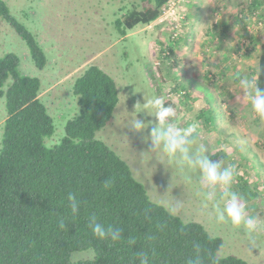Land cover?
I'll return each instance as SVG.
<instances>
[{
	"label": "trees",
	"instance_id": "16d2710c",
	"mask_svg": "<svg viewBox=\"0 0 264 264\" xmlns=\"http://www.w3.org/2000/svg\"><path fill=\"white\" fill-rule=\"evenodd\" d=\"M102 1L92 0V7L96 18L105 22L99 12ZM126 1L120 11L122 15L111 25L120 39L128 38V32L139 25L149 26L158 21L174 0ZM45 3L46 0H37L36 4H30L31 14L43 20L45 14L39 12L47 10ZM262 5L264 0H254L251 9L256 12ZM9 6L0 0V25L6 23L22 37L39 77L21 75L16 54L0 58V100L5 98L6 106L0 141V264H140L138 253L146 254L149 264H187L194 255L195 244L200 245L203 264H212L213 259L218 264H247L235 256L219 257L221 237L211 236L198 222H183L152 201L127 162L96 138L111 122L120 104L119 82L102 65H87L69 85V95L72 87L75 96V113L67 120L60 143L46 145V140L55 135V121L58 122L41 96L48 52L17 20L22 12L15 17ZM90 31V35L94 34ZM182 32L179 28L172 30L166 47L158 53L161 81L153 78L152 82H156L155 87H162V93L156 94L166 106L176 109L171 99L183 90V104L200 106L195 117L190 118L197 125L196 132L221 134L226 137L225 143L230 144L232 129L223 122L219 124L221 132L216 126L217 113L221 121L223 112L214 93L196 85L192 88V82L184 76L187 81L180 84L173 80L174 74L183 70L177 59ZM100 36V47L95 48L97 45L89 40L91 43L82 53L85 60L104 52L107 48L101 46L105 43H112L105 28ZM219 36L223 38L221 33ZM38 37L40 40V34ZM214 64L217 69L206 72L205 78L213 81L219 77L223 81L227 75L219 69L222 63L215 59ZM255 74L257 86L264 89V45ZM9 80L12 82L8 83ZM239 81L240 78L235 82ZM219 89L223 90L222 95L226 94L224 87ZM62 106L59 103L60 110ZM195 137L198 139L199 135ZM109 181L111 185L106 188L104 185ZM70 196L78 201L75 218ZM91 217L106 228L120 230L122 239L119 242L97 239L89 228ZM78 253H86V257L75 259Z\"/></svg>",
	"mask_w": 264,
	"mask_h": 264
},
{
	"label": "rangeland",
	"instance_id": "374dc122",
	"mask_svg": "<svg viewBox=\"0 0 264 264\" xmlns=\"http://www.w3.org/2000/svg\"><path fill=\"white\" fill-rule=\"evenodd\" d=\"M5 1L15 17L22 12L17 20L42 46L44 44L43 48L48 52L49 64L43 75L45 82L42 80L44 90L41 96L58 122L55 121V135L46 140V145L60 143L65 135V124L75 113V96L72 87L69 95V85L87 65H102L119 82L120 104L111 122L97 133L96 138L119 153L135 179L144 185L152 201L183 222H198L211 236L221 237L223 245L219 257L235 256L247 264H264V121L252 112L240 86L242 79H256L255 70L258 69L264 45V5L254 12L251 9L254 0H174L158 21L149 26L139 25L128 32V38L120 39L111 25L122 15L120 11L126 0L102 1L99 12L105 22H100L96 18L98 15L93 14L92 0H46L47 10L39 12L45 14L44 21L31 14V5L37 0ZM8 27L6 23L0 25V58L9 53L16 54L21 75L39 77L22 37ZM104 28L113 47L105 43L101 46L107 48L104 52L85 60L82 54L84 48L91 42L97 45L95 48L100 47V32ZM176 28L183 31L177 55L183 70L174 74L173 80L179 84L188 80L192 82V88L196 85L214 93L223 112L221 121L217 113V129L221 132L219 124L223 122L234 134L229 138L230 144H226V137L221 134L212 135L211 131L193 133L189 138L192 140L190 155L195 158L203 149L202 155L218 162L222 168L235 167L231 189L239 195L247 216L256 219L260 228L254 247L242 228L216 221L212 206L203 199L210 189L202 181L198 167L188 168L185 165L182 173L178 165L168 162L162 150L152 149L151 130L158 121L142 105L147 99L158 97L156 93H162V87H155L156 82L152 80L158 78L161 81L157 69L158 53L166 47L172 30ZM90 30L94 34L90 35ZM215 59L222 63L219 69L227 75L223 81L219 77L213 78L214 82L212 78L210 81L205 78L206 72L217 69ZM239 78L240 81L235 82ZM170 86L171 83L167 88ZM220 87H224L225 95H222ZM183 93L181 90L172 97L171 101L176 106L175 116L166 123L182 130L192 126L196 128V123L190 118L195 117L200 106L196 103L192 106L183 104ZM59 103L63 104L61 110ZM5 116L4 98L0 100L1 142ZM136 119L147 125L141 133L132 127ZM196 135H199L198 139ZM217 202H220L219 190ZM85 254L78 253L75 259L86 257Z\"/></svg>",
	"mask_w": 264,
	"mask_h": 264
},
{
	"label": "clouds",
	"instance_id": "9594fccd",
	"mask_svg": "<svg viewBox=\"0 0 264 264\" xmlns=\"http://www.w3.org/2000/svg\"><path fill=\"white\" fill-rule=\"evenodd\" d=\"M240 86L244 90L245 97L249 100L252 112L261 120L264 121V89L257 86L255 80L242 79ZM139 103H137L138 105ZM140 105V104H139ZM143 109L149 110L150 114H154L158 124L152 127L151 144L154 151L162 150L170 164L178 165L183 173L184 166L188 168H199L202 174V181L210 189L203 199L212 206L215 213V218L218 223H230L234 228L243 229L249 239L250 244L254 247L257 243V233L260 228L256 219L247 216L246 208L240 202L239 195L231 189L234 182L235 167L229 166L222 168L221 165L209 159L206 155H202L203 149L199 150V154L193 158L190 155L189 146L192 140L189 138L196 132L195 126L186 129H180L166 122L169 118L175 116V109L172 106H166L162 97L153 96L147 99L142 105ZM132 127L138 133L143 132L147 127L144 121L136 119L132 123ZM111 185V181L104 186L107 188ZM219 190V200L217 195ZM72 202L73 218L77 213L78 201L74 196H70ZM61 229L65 227L61 221ZM89 228L92 234L99 240H111L119 242L122 239L121 232L111 226L105 227L97 221L96 217L90 218ZM130 243H135L130 240ZM194 255L187 260V264H203L200 245L195 244ZM140 264H149V258L144 253H138ZM212 264H218V261L213 259Z\"/></svg>",
	"mask_w": 264,
	"mask_h": 264
}]
</instances>
